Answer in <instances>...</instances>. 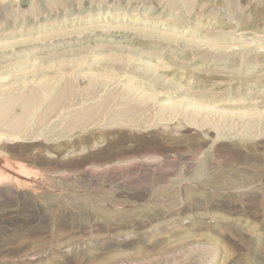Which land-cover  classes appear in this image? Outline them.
I'll return each mask as SVG.
<instances>
[{"label":"rangeland","instance_id":"rangeland-1","mask_svg":"<svg viewBox=\"0 0 264 264\" xmlns=\"http://www.w3.org/2000/svg\"><path fill=\"white\" fill-rule=\"evenodd\" d=\"M0 264H264V0H0Z\"/></svg>","mask_w":264,"mask_h":264},{"label":"water","instance_id":"water-1","mask_svg":"<svg viewBox=\"0 0 264 264\" xmlns=\"http://www.w3.org/2000/svg\"><path fill=\"white\" fill-rule=\"evenodd\" d=\"M0 163H1V159H0Z\"/></svg>","mask_w":264,"mask_h":264}]
</instances>
